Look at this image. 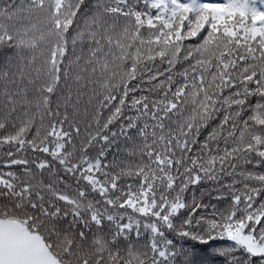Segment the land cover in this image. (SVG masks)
Segmentation results:
<instances>
[{
	"label": "snow or ice",
	"instance_id": "snow-or-ice-1",
	"mask_svg": "<svg viewBox=\"0 0 264 264\" xmlns=\"http://www.w3.org/2000/svg\"><path fill=\"white\" fill-rule=\"evenodd\" d=\"M0 264H264V0H0Z\"/></svg>",
	"mask_w": 264,
	"mask_h": 264
},
{
	"label": "trees",
	"instance_id": "trees-1",
	"mask_svg": "<svg viewBox=\"0 0 264 264\" xmlns=\"http://www.w3.org/2000/svg\"><path fill=\"white\" fill-rule=\"evenodd\" d=\"M257 3L259 4V0H257ZM193 243H195V242H193ZM211 243H213L212 241H209V244H211Z\"/></svg>",
	"mask_w": 264,
	"mask_h": 264
}]
</instances>
